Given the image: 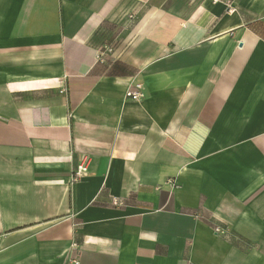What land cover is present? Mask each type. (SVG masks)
Masks as SVG:
<instances>
[{
    "label": "crops",
    "instance_id": "obj_1",
    "mask_svg": "<svg viewBox=\"0 0 264 264\" xmlns=\"http://www.w3.org/2000/svg\"><path fill=\"white\" fill-rule=\"evenodd\" d=\"M73 256L264 264V0H0V264Z\"/></svg>",
    "mask_w": 264,
    "mask_h": 264
},
{
    "label": "built area",
    "instance_id": "obj_2",
    "mask_svg": "<svg viewBox=\"0 0 264 264\" xmlns=\"http://www.w3.org/2000/svg\"><path fill=\"white\" fill-rule=\"evenodd\" d=\"M109 52H110V48L104 47L102 51H98L96 53V59L100 60L101 57L105 55V53H109ZM124 97L125 99L131 100V101H135V102L140 101L144 97L142 85L140 83L133 84L125 91ZM89 161L90 159L87 155H82L76 169L73 171V181L78 180L81 176L86 174V172L88 171ZM114 204L119 205L120 203L115 202ZM198 216L199 214H195L196 218H198ZM214 233L218 235V234H222L223 232L221 229L216 227L214 229ZM71 263L79 264L78 257L73 256L71 258Z\"/></svg>",
    "mask_w": 264,
    "mask_h": 264
}]
</instances>
